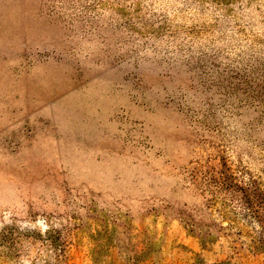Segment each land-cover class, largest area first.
Masks as SVG:
<instances>
[{
    "label": "rangeland",
    "instance_id": "obj_1",
    "mask_svg": "<svg viewBox=\"0 0 264 264\" xmlns=\"http://www.w3.org/2000/svg\"><path fill=\"white\" fill-rule=\"evenodd\" d=\"M0 264H264V0H0Z\"/></svg>",
    "mask_w": 264,
    "mask_h": 264
}]
</instances>
